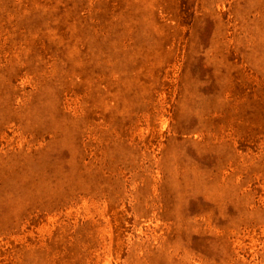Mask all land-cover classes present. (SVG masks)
<instances>
[{"label":"rangeland","instance_id":"obj_1","mask_svg":"<svg viewBox=\"0 0 264 264\" xmlns=\"http://www.w3.org/2000/svg\"><path fill=\"white\" fill-rule=\"evenodd\" d=\"M0 264H264V0H0Z\"/></svg>","mask_w":264,"mask_h":264}]
</instances>
